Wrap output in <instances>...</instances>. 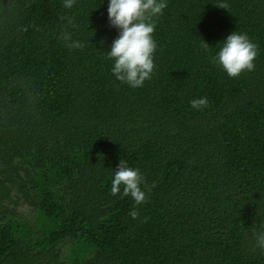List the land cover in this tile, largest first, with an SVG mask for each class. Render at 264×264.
<instances>
[{
    "label": "trees",
    "instance_id": "obj_1",
    "mask_svg": "<svg viewBox=\"0 0 264 264\" xmlns=\"http://www.w3.org/2000/svg\"><path fill=\"white\" fill-rule=\"evenodd\" d=\"M109 3L0 0V264H264V0H166L139 88ZM234 32L258 45L235 78ZM121 160L146 202L111 194Z\"/></svg>",
    "mask_w": 264,
    "mask_h": 264
},
{
    "label": "clouds",
    "instance_id": "obj_2",
    "mask_svg": "<svg viewBox=\"0 0 264 264\" xmlns=\"http://www.w3.org/2000/svg\"><path fill=\"white\" fill-rule=\"evenodd\" d=\"M74 3L75 0H64V7L70 9ZM216 6L228 9V5L224 3ZM166 7V0H110L108 7L110 24L120 32L108 55L109 59L114 60L112 72L119 81L139 88L151 78L155 68L153 55L157 47L152 34L156 25L148 21L161 15ZM63 38L66 42L71 40L68 34ZM208 45L206 42L202 46L207 49ZM66 46L70 49L82 48L83 44L73 41L66 43ZM257 55L258 45L246 34L234 32L224 41L217 56L213 57V62L221 65L230 77L235 78L245 71L254 70ZM191 104L193 108L203 109L208 107L209 101L207 97H202L193 100ZM111 184L112 195L119 194L123 186V195L131 196L136 205L146 202V193L141 189L142 184L147 187L144 176L139 169L129 167L124 160H121L115 171ZM129 214L133 219L138 218L135 209ZM257 247L264 249V233L257 234Z\"/></svg>",
    "mask_w": 264,
    "mask_h": 264
}]
</instances>
